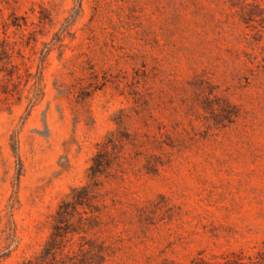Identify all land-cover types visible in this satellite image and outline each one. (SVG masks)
<instances>
[{"label":"rangeland","instance_id":"374dc122","mask_svg":"<svg viewBox=\"0 0 264 264\" xmlns=\"http://www.w3.org/2000/svg\"><path fill=\"white\" fill-rule=\"evenodd\" d=\"M0 264H264V0H0Z\"/></svg>","mask_w":264,"mask_h":264},{"label":"trees","instance_id":"16d2710c","mask_svg":"<svg viewBox=\"0 0 264 264\" xmlns=\"http://www.w3.org/2000/svg\"><path fill=\"white\" fill-rule=\"evenodd\" d=\"M29 262V261H28Z\"/></svg>","mask_w":264,"mask_h":264}]
</instances>
